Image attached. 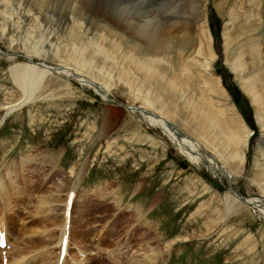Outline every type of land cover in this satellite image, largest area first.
<instances>
[{
	"label": "rangeland",
	"instance_id": "rangeland-1",
	"mask_svg": "<svg viewBox=\"0 0 264 264\" xmlns=\"http://www.w3.org/2000/svg\"><path fill=\"white\" fill-rule=\"evenodd\" d=\"M146 1L162 21L168 14L164 13L167 5L174 0ZM48 2V16L58 18V22H50L54 28L59 27L57 30L65 39L72 25L75 0ZM105 2L97 0L96 5L104 6ZM13 6L19 7L16 2ZM10 9L0 2V30L5 24L7 32L0 38V217L13 230L12 248L0 253V258L5 256L8 261L0 260V264H27L40 250L53 259L59 254L64 237L69 242L65 257L68 264H85L88 259L87 264H145V260L149 264H264V218L248 210L245 203L236 204L227 212L226 177L219 179L191 162L160 128L134 115L131 110L143 105L130 93L129 83L143 82L146 70L123 59L112 43L104 41L109 48L108 60H113V56L119 60V64L113 61L107 67L112 78L99 69V58L88 74L96 84L95 79L108 81L107 98L73 78L65 81L52 71L44 87V93L52 92L51 96H38L7 112L22 98L11 75V65L27 61V55L49 66L60 63L26 49L25 37L41 42L39 30L35 28L33 38L29 34L33 27L30 13L21 10L23 17L19 19V13ZM200 11L187 49L170 51L171 67L165 77L159 72V77L145 84L152 86L161 100L168 98L178 114L192 119L196 103L208 111L214 125L207 130L212 140L216 137L215 146L226 154L230 167L240 170L238 174L231 172L233 191L246 200L264 199V126L257 117L256 103L243 84L252 80L257 67L250 62L249 46L252 42L264 46V0H201ZM87 20L89 37L104 40L100 36L104 25H99L104 22ZM46 23L43 21L41 31L54 42L57 35ZM126 32L121 39L104 37L119 43L126 53L138 51L137 36L133 30ZM11 36L15 38L13 42ZM50 42L45 51L48 56L53 55ZM240 52L245 54L241 74L248 73L246 78L232 65ZM60 54L67 57V52ZM205 58L212 61L209 70L203 64ZM172 70H176L175 82ZM202 121L205 120L194 123L198 129L202 128ZM222 125L248 135L246 145L228 144V129L222 131ZM184 129L189 133L188 127ZM234 150L240 152L238 158L233 157ZM41 194L55 197L46 211L37 207ZM11 213L18 214L15 220ZM33 227L37 228L36 233L31 230ZM40 239L44 241L42 248L24 251L31 244L27 241ZM153 253L158 254L157 259L156 255L148 258Z\"/></svg>",
	"mask_w": 264,
	"mask_h": 264
},
{
	"label": "bare ground",
	"instance_id": "bare-ground-1",
	"mask_svg": "<svg viewBox=\"0 0 264 264\" xmlns=\"http://www.w3.org/2000/svg\"><path fill=\"white\" fill-rule=\"evenodd\" d=\"M48 1L49 0H45V1L44 0H0V2H2L4 6H8L9 9L11 8L10 10H14L18 12L20 15L19 19L23 17L21 16L22 15L21 10L26 9V11L30 13L29 23L33 27H30L29 34L32 35L34 38L36 31L39 30L38 34L40 35L39 40L41 38V42L40 41L32 42L30 40V37H25L24 45L26 49L28 48L29 51L36 54L37 56L38 55L44 56L49 59H52L53 61L60 62L59 65L57 66H53V65L49 66L43 62L33 61L32 58L28 57L27 55V61L17 62L11 65L10 72H11V75L14 81L20 88V91L22 93V98L15 105L10 106L7 112L9 113L11 112V110L15 109L16 107L18 108V107L23 106L24 104L30 102L31 100H33L34 98L38 96L40 97L51 96L52 92L44 93L46 91L44 90V87L46 86V82H47L46 79H48V76L50 73H52V71L55 72L54 74L62 77L63 79H66L65 81H67V79L69 78H73L74 80L78 81L82 85L91 87L97 92L100 91L101 96L104 98H107L110 92L108 88V85L110 86V84L108 83V81L103 82V81H99L95 79L94 81L97 82L96 84L92 81V79L89 80L88 74L90 73L89 70L93 68L92 63H94V61H96L99 58L100 59L99 61L102 62V65L99 66V69L104 70L109 76V78H112L110 75V72L106 71L107 67L109 63L111 62L113 63V61L119 64L118 62L119 60H117L116 58L117 56L116 57L113 56L114 58L113 60H111L112 59L111 58L110 59L111 61L108 60L109 58L108 49L109 48H107L105 44L106 42L104 41H107L109 44L112 43L113 44L112 47H114L118 52L123 54L124 58L123 57L121 58L128 59L129 63L130 62L133 63L134 66L137 67L138 69L146 70V73H145L146 75L144 74L145 79L143 80V82H139V83L137 82L136 84L129 83V88L131 89L130 93L132 94L134 99L140 100L141 104L143 105V106L140 105L137 107L133 105V107H136L133 110H131L134 113V115L140 120L145 121L149 125L160 128L165 133V135H167L170 138V140L174 143V146L180 151V153H182L191 162L204 167V169H206L213 175L217 176L219 179L226 177L229 183V189H228L229 193H227L226 195L227 212H229L236 204L237 206H241L239 203L241 204L245 203L249 207L248 210L264 218V202H263L264 199H259L257 197H254V198L248 197L249 200H246L245 198L243 199L240 195H238L237 192L233 191L232 177H230L231 172H236L235 174H238L240 170L237 171L236 169L230 167L225 157L226 154L224 156V153H222L215 146L216 137L213 138L212 140L211 132H209L210 130H207L209 128H213V125H214L213 124L214 119L211 117L208 111L204 112V110H202V107L198 103H196V107L193 105L194 106L192 110L194 111L193 118L190 119L188 116L185 117L183 113L181 114L177 113L176 106L170 100H167L168 98L164 99L162 97V100H161V97L156 92V90L152 89L151 88L152 86L150 87L145 84V81L149 82V80H153L156 76L159 77L160 76L159 72L163 73L165 77V75L167 74L166 71H168V67L170 66V65L168 66L170 59H171V56L169 54L170 51H172L173 49L178 50V51H184L185 49H187L189 43L192 41L191 34L193 31L192 28L195 25L194 22L196 19L201 17L200 16L201 0H189L190 1L189 5H183L180 3H176L175 0L171 1L167 5V8L164 11V13H168V14L164 15V18L162 21L158 17L157 10L154 11L152 7H149V5L146 4L147 2L146 0H132V1L130 0H104L106 1L104 6L96 5L97 0H75L74 7L71 11L72 16H70L72 17L71 18L72 21H70L72 22V25L70 26L71 28L69 27L70 29L68 31V36H66L67 39L66 38L62 39L60 32L57 30L59 29V27L57 26V28H54L53 24L50 22L51 19L54 20L55 22H58L57 20L58 18L55 19L53 16L52 17L48 16L49 8H50V4H49L50 2ZM13 2H16L19 7L13 6ZM162 2H161V5L163 4ZM109 5H111L110 8L108 7ZM81 15L84 18H81ZM86 18L98 24L101 23L102 21L104 22L103 24H99V25H104V29H105V30L103 29L104 32L102 31V29L100 31V36H102L104 40L96 41L93 38L89 37L90 27L85 25L86 21L88 22ZM43 21L47 22L46 24L48 25V28L51 27L53 30L52 32L51 31L50 32L54 35H57L56 37L59 40L57 39L56 41L53 40L54 42H50L52 38L49 39L50 37L48 33L41 31V27L45 26L43 25ZM204 21L207 22V20H204ZM19 23L20 21L18 22V25ZM257 23L259 22L257 21ZM165 24H168V25L166 26ZM35 28H37V30ZM115 28H118V29H115ZM108 29H111V30L108 31ZM112 29H115V30H112ZM127 30H133L134 32L133 35L140 38L139 39L136 37V39L139 42L137 46H135V48H139V50L135 52L129 51L128 52L129 55L128 53L125 52L124 48L121 49V46L119 43L111 42L113 40H108L107 38H105L108 35H113L121 39L124 37V35H126ZM6 34H7L6 25L4 24L2 29L0 30V38H4ZM63 34L64 33H62V35ZM9 39L11 40V42L15 40V38L12 36ZM48 42H50V45H51L49 47V51H51V53L53 54L52 56L51 55L48 56L45 54L46 48H48L46 47L48 45L47 44ZM257 46L252 42L251 45L249 46V50H247L249 52V55L251 56L250 58L252 59V61L250 60V62L252 64H255L257 67L254 71L255 73L252 75V80H250L249 78L248 80H246V83H243V84H244V88L253 97V100L255 101L256 106H257V115H258L257 117L262 123V126H264V50H263L264 46L261 47V44ZM61 52H67V57L65 58L63 55H61L60 54ZM135 53H137L138 55H136ZM142 53H146L147 55L144 56L142 55ZM243 54L244 53L241 54V52L240 54L237 53L236 55H238V57H236L235 59L232 58L234 60V62H232L233 67L236 71L239 70L240 74L244 72L243 65L245 63L244 62L245 58ZM69 55L71 56L70 58H69ZM259 55H260V58L257 57ZM8 56L10 57V55ZM206 57L208 56L206 55ZM232 57H233V54H232ZM101 58H103V60H101ZM257 60L258 62L260 61L259 64L257 63ZM211 62L212 61L210 59H206V63L205 62L203 63L204 66L206 67L205 69L209 70L212 67ZM174 69L176 68L174 67ZM110 70H111V67H110ZM245 70H246V67H245ZM175 71L176 70H172V73H171L172 82H175V80H173V77L176 78V76L174 75V73H176ZM121 72L123 71H120V73ZM241 75L242 77L246 78L248 76V73L246 74L244 73ZM125 77L128 78L129 74L127 73ZM134 79H137V78L134 77ZM151 82L152 81H150V83ZM177 82L179 84V81ZM182 84L183 83H181L180 85ZM151 108L155 109L157 112L152 111ZM179 111L181 112L180 109ZM171 116H175L177 117V119L171 118ZM200 119H204L205 121L204 122L202 121L201 123L202 128L198 129V127L194 123H199ZM207 120L212 121L211 124L210 122L208 124ZM203 125L205 127H203ZM198 126L201 127V125H198ZM183 127L184 128L188 127L189 130L187 131H189V133L186 132ZM232 127L231 126L227 127V125L226 127H223V125H222V128L219 127L220 129H222V131L226 128L228 129L227 130L228 133H226L228 135L227 143L237 144V145L240 143H243L246 145L248 135L242 136L238 131L232 129ZM200 129H203V130H200ZM211 131L213 132V130ZM212 134L214 135V133ZM239 154L240 152L236 150L233 151V157L238 158ZM226 170L228 173H225ZM262 187L264 191V184ZM17 193H19V191H17L16 194ZM49 196L45 194L44 195L41 194L38 196V200H37L38 209L40 208L42 209V211H46L47 209H45V207L47 205L50 207L49 203H52L55 197L53 196L49 197ZM57 201H60L59 198L57 199ZM42 205H44V207ZM13 214L14 213H11V216L10 215L9 216L11 218H14L15 220L18 214L17 215H13ZM3 215L5 216V214ZM6 222L7 221L3 220V217H0V228H1L0 231H5L7 234V239H8L7 245L4 248L6 249V252H7V250H10L12 248L10 246V243H11L10 236L13 230L12 231L10 230ZM44 225L47 226V224H44ZM31 230H34V232L38 231L37 228L34 229V227ZM21 243H23L24 244L23 246L26 247V242L22 241ZM27 243H31V244L27 245L28 249L24 248V251L33 250V248H36V250H39L40 248L43 247L42 243H44V241H41L40 239L37 241H29V242L27 241ZM64 243L66 245V248L63 251V254L65 255L63 258H61L60 256V251L58 255H55L53 259H50V255L48 253H45V251L40 250V251H37L35 255L33 254L34 256L31 257L28 263L29 264H68V261L66 260L65 257H66V254L69 252V242L67 243V241H65ZM47 244H48V241H47ZM60 248L61 246L59 247V249ZM3 251L4 250L0 247V253H3ZM19 252L20 250H18L17 253ZM30 253L32 254L33 252H30ZM155 255L156 253L150 254L148 258L151 259ZM157 255L155 257L156 259L158 257ZM26 256L28 257L30 256V254L29 255L27 254ZM27 257H26V260H27ZM2 259H3V256L0 258V260L2 261ZM88 260L90 261V259ZM88 262H86L85 264H87ZM145 264H149V262L147 263L145 260Z\"/></svg>",
	"mask_w": 264,
	"mask_h": 264
},
{
	"label": "water",
	"instance_id": "water-1",
	"mask_svg": "<svg viewBox=\"0 0 264 264\" xmlns=\"http://www.w3.org/2000/svg\"><path fill=\"white\" fill-rule=\"evenodd\" d=\"M6 55V54H5ZM27 58V57H26Z\"/></svg>",
	"mask_w": 264,
	"mask_h": 264
}]
</instances>
